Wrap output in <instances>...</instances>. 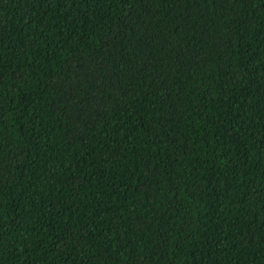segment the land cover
<instances>
[{
  "label": "trees",
  "instance_id": "1",
  "mask_svg": "<svg viewBox=\"0 0 264 264\" xmlns=\"http://www.w3.org/2000/svg\"><path fill=\"white\" fill-rule=\"evenodd\" d=\"M0 264H264V0H0Z\"/></svg>",
  "mask_w": 264,
  "mask_h": 264
}]
</instances>
